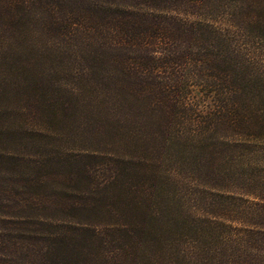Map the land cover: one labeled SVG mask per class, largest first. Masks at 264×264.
I'll list each match as a JSON object with an SVG mask.
<instances>
[{
	"label": "trees",
	"instance_id": "16d2710c",
	"mask_svg": "<svg viewBox=\"0 0 264 264\" xmlns=\"http://www.w3.org/2000/svg\"><path fill=\"white\" fill-rule=\"evenodd\" d=\"M117 2L0 0V38L10 47L22 23H39L48 34L67 31L66 46L85 52L74 57L78 73L73 80L74 91L86 97L89 115L136 140L141 134L136 123L127 122L131 116L158 119L139 138H149L161 152L158 160L164 156L171 169L138 173L135 185L116 169L124 167L105 170L103 183L88 169V194L103 188L110 197L80 200L78 207L101 209L111 223L92 219L94 225L73 228L69 239L55 233L18 237L16 248L15 233L8 234L9 240L0 234V264H264V172L260 181L252 180L235 156L251 150L254 131H264V92H255L264 82L229 31L200 19L156 23L159 17L152 14L165 12L167 0ZM243 3L252 11L248 17L240 14L237 29L260 45L264 0ZM188 5L205 7L203 0L180 3ZM184 165L192 169L183 170ZM245 182L240 196L254 203L233 199L231 187ZM184 190L186 196L194 194L196 204L176 199Z\"/></svg>",
	"mask_w": 264,
	"mask_h": 264
},
{
	"label": "rangeland",
	"instance_id": "374dc122",
	"mask_svg": "<svg viewBox=\"0 0 264 264\" xmlns=\"http://www.w3.org/2000/svg\"><path fill=\"white\" fill-rule=\"evenodd\" d=\"M116 1L119 4L123 0ZM167 1L165 12L160 16L156 12L152 14L159 17L156 23H198L200 19L205 24L212 23L214 28L229 31L237 48L248 55L256 68L259 82H264V40L260 39L258 45L254 36L237 29L242 20L240 14L244 17L251 14L249 3L203 0L205 7L197 9L195 5L180 7L184 0ZM39 25L22 23L12 33L10 47H5L0 38V234L9 240L8 234L15 233L12 242L15 248L18 237L27 240L32 235L39 238L42 233H55L54 236L65 234L69 239L73 228L83 230L94 225L92 219L111 223V216L101 209L89 211L78 207L80 200L110 197H105L103 188L100 193L88 194V169L103 183L105 170L124 167L116 169L124 170L126 181L131 184L141 178L138 173L146 175L152 167L171 169L170 162L163 161L164 156L158 160L161 152L157 153L149 138H139L154 129L153 123L158 119L153 121L147 116L137 119L136 113L131 116L127 122L136 123L141 134L136 135V140L128 138L130 132L126 130L115 131V124L104 126L90 116V110L85 108L86 97L74 91L78 85L73 80L78 73L74 57L85 52L80 47L66 46L67 31L57 35L52 30L48 34L38 29ZM69 35L73 36L71 31ZM259 90L264 92L261 82L255 92ZM101 118L104 122L105 118ZM255 133L257 141L250 145L251 150L241 157L236 152L235 156L239 167L250 172L252 180L260 181V172H264L260 138L264 137V131ZM191 169L189 165L183 166V170ZM173 180L176 181L174 177ZM235 185L231 187L236 194L233 199L255 202L251 197L240 196L246 182L240 188H234ZM176 199L187 205L196 204L192 200L194 194L186 196L185 190ZM174 201L168 198L169 203ZM71 207H77V211Z\"/></svg>",
	"mask_w": 264,
	"mask_h": 264
}]
</instances>
